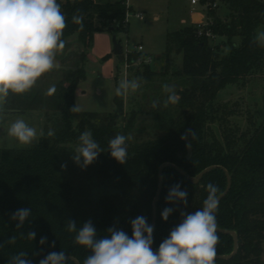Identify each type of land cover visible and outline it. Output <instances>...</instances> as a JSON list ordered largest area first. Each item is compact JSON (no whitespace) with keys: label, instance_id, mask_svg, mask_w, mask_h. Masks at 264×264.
<instances>
[{"label":"trees","instance_id":"16d2710c","mask_svg":"<svg viewBox=\"0 0 264 264\" xmlns=\"http://www.w3.org/2000/svg\"><path fill=\"white\" fill-rule=\"evenodd\" d=\"M228 5L225 20L215 12L211 30L217 37H226L229 51L207 36H198L197 24L180 26L166 33V50L161 60L140 51L120 55L121 63L136 66V78H141L142 93L152 107L132 97L126 109L127 96L115 94V109L110 113L95 111L71 112L76 103V89L86 79V53L97 32L127 33L128 12L133 7L127 0L100 2L97 0H57L66 18L63 30L65 47L63 62L74 60L63 69L65 78L55 83L34 85L26 93H10L5 109L11 113H36L46 117L43 136L28 148H0V264L23 251L32 264H39L50 252L63 251L80 264L90 250L74 243L75 233L66 230V222L74 220L79 228L91 220L98 238L108 235L115 226L132 236L131 221L145 216L152 225L153 201L159 185V168L171 162L188 175L196 176L203 169L215 165L198 183L191 182L176 168L163 170L162 191L157 202V219L153 231V251L166 239L171 230L182 222L180 213L202 208L207 197L206 185L219 188L218 196L231 188L219 202L217 226L237 232V252L229 259L215 258V264H264V119L249 137L239 144L243 135L234 131L212 133L215 122L214 102L219 92L245 77L264 58V48L253 43L259 27H264V0H222ZM82 16V27L73 16ZM76 41L79 50L70 49ZM179 55L181 62L175 57ZM155 60L146 62V57ZM77 57L81 59L78 64ZM76 60V61H75ZM119 82L116 80V87ZM173 86L178 103L165 106L167 93L163 85ZM155 103V106L154 105ZM146 109V110H145ZM128 112V115H127ZM151 121V122H150ZM154 138L129 143L125 164L111 157L108 141L114 135L149 133ZM49 129L55 135L47 136ZM91 131L93 139L104 150L97 159L82 170L71 159L78 137ZM187 138L192 146L188 157ZM66 164V168L61 165ZM180 184L187 191V204L168 203L169 189ZM20 208H31V215L22 229L15 227L11 215ZM165 208L173 212L167 221L161 218ZM35 232V240L26 234ZM24 233L25 235H21ZM219 242L216 255L234 250L231 234L217 231ZM15 237L14 244H8ZM47 237L43 246L39 241ZM55 242L54 247H50ZM68 264H76L68 259Z\"/></svg>","mask_w":264,"mask_h":264},{"label":"clouds","instance_id":"9594fccd","mask_svg":"<svg viewBox=\"0 0 264 264\" xmlns=\"http://www.w3.org/2000/svg\"><path fill=\"white\" fill-rule=\"evenodd\" d=\"M82 16H73V22L82 27ZM66 18L57 0H0V112L10 93L28 92L37 80L52 70L58 51L65 47L63 30ZM253 43L264 48V29H258ZM141 87V78L123 79L115 89L117 96L135 93ZM167 93L165 106L178 103V96L173 86L163 85ZM154 102V105L155 106ZM71 112H79L76 104ZM7 134L21 146H30L37 140V130L29 126L24 119L14 120L7 128ZM40 136L44 133L41 131ZM55 135L49 129L47 136ZM126 137L117 134L108 141L110 155L118 163L125 164L128 158ZM104 150L93 139L91 131H84L78 137L71 159L82 170L91 165ZM67 165H61L66 168ZM207 197L202 208L194 213L181 212L182 222L171 230L157 251H153V226L141 215L131 221L132 236L115 226L107 230L108 235L98 238L91 220L79 228L74 220L66 222V230L75 233L74 243L90 250L83 264H215L217 235L216 212L219 206V188L213 183L206 185ZM187 191L181 190L180 184L172 186L166 196L168 203L187 204ZM172 208H165L161 218L167 221ZM31 215V208L17 209L11 220L15 227L22 229ZM21 235H25L21 233ZM27 239L35 240L36 233L26 234ZM10 237L8 244L15 243ZM40 245L47 243V237H41ZM2 246V245H0ZM50 247L55 246L53 242ZM8 264H32L26 252L13 255ZM39 264H68L63 251L50 252Z\"/></svg>","mask_w":264,"mask_h":264},{"label":"rangeland","instance_id":"374dc122","mask_svg":"<svg viewBox=\"0 0 264 264\" xmlns=\"http://www.w3.org/2000/svg\"><path fill=\"white\" fill-rule=\"evenodd\" d=\"M100 2L114 0H98ZM135 3L136 11L142 13L143 18L135 16V11H131L129 16L128 33L120 32L117 37L122 39L124 47V56L128 52L137 51V46L143 44L145 51L153 56L154 59L161 60L166 50V33L175 30L179 25L186 26L191 22L190 12L192 11L194 24L201 21L214 20L211 12H215L217 17L225 20L228 14V5L222 0H217L218 5H214L215 0H199L200 4L192 5L191 0H130ZM208 6V10L205 6ZM203 14L205 19H203ZM158 16L159 19H155ZM182 20H184L182 22ZM259 29H264L263 26ZM92 46L86 53L87 77L81 81L76 89V103L81 111H95L100 113H110L115 109L114 97L116 89V80L120 82L123 79H135L136 66L121 63V59L114 53L113 33L109 31L97 32L94 35ZM220 46L223 53L229 51V45L226 37H216L214 40ZM78 46L73 41L71 50ZM142 51V52H145ZM63 53L57 52L56 58H63ZM89 57V58H88ZM78 64L81 59L77 57ZM176 62H181V57H175ZM75 60V61H76ZM66 65L75 63L74 60H66ZM155 64V60L150 61ZM65 74L62 69L56 68L42 75L35 85H43L46 82L55 83L64 79ZM142 84L144 81L141 82ZM142 93H151L150 89H141L135 93L127 94L126 109L129 111L132 97H136L141 102L144 101L147 108L149 104L141 98ZM6 102V101H5ZM5 102L0 112V148L3 147H32L39 139V133L47 122L46 117L36 113H11L5 109ZM214 116L215 122L210 124L212 133L219 130L228 133L230 130L235 132V136L243 135L240 145L255 130V128L264 119V58L259 66H255L245 77L236 83L230 84L219 92L215 102ZM146 110V109H145ZM128 115V112H127ZM22 118L25 122L37 130V140L30 146H21L17 141L10 138L7 134V128L10 124ZM151 122V121H150ZM117 135V134H116ZM157 131L149 129V133L130 134L127 138L129 143L154 138ZM115 137V135H114ZM194 210H188L186 214L194 213ZM264 258V254H263Z\"/></svg>","mask_w":264,"mask_h":264},{"label":"water","instance_id":"95a60500","mask_svg":"<svg viewBox=\"0 0 264 264\" xmlns=\"http://www.w3.org/2000/svg\"><path fill=\"white\" fill-rule=\"evenodd\" d=\"M113 44H114V53L116 55H118V56L122 55L123 54V51H124L123 42H122V39H120V38L117 37V33H113ZM75 50H79V46H77L75 48ZM67 67H68V65H66V62H63V59H61V58H55L54 66H53L54 69L59 68V69H62L63 70L65 68H67ZM185 140H186L187 146H188V157H190L191 154H192V146H191L190 141L187 138H185ZM168 166H172V167L176 168L181 174H183L184 176H186L193 183H198L200 181V179L206 173H208L211 169H214V168L217 167L215 165H212V166H209V167L203 169L196 176H190L182 168L178 167L177 165H175V164H173L171 162H165V163H163L160 166V168H159V185H158V190H157L156 196H155L154 201H153V219H152V225H151V226H153V229H155V224H156V219H157V202H158V199H159L160 194H161V191H162L163 170L166 167H168ZM222 169L226 173L228 182H227V187H226L225 191L219 195V202L221 201V199L230 190V188H231V182H232V175L229 173V171L226 168H224V167H222ZM217 231L222 232V233L231 234L233 236V238H234V250H233L232 253L225 254V255H216V258L229 259L238 250V243H239L238 234L234 230L220 228V227H217ZM152 248H153V244H152ZM68 259L73 260L76 264H80V262L75 257L67 256V260Z\"/></svg>","mask_w":264,"mask_h":264},{"label":"built area","instance_id":"2783aa9c","mask_svg":"<svg viewBox=\"0 0 264 264\" xmlns=\"http://www.w3.org/2000/svg\"><path fill=\"white\" fill-rule=\"evenodd\" d=\"M207 2L209 3L210 0H207ZM214 5H218V1L215 0L214 2ZM128 4V3H127ZM191 4L192 5H198L200 4V1L199 0H191ZM205 9L208 10V6L206 5L205 6ZM130 13L131 12H128V19H129V16H130ZM135 16L138 17V18H143V15L142 13H135ZM203 19H205V15L203 14ZM213 24V20H208V19H205V21H201L199 24H197V27H198V36H207L208 38L212 39V40H215L217 35H215L213 33V31L211 30L210 26ZM137 51H144V46L142 44H139L137 46ZM124 52V51H123ZM146 62H150L152 61V58L151 57H146ZM125 64L128 66L129 64L127 62H125Z\"/></svg>","mask_w":264,"mask_h":264},{"label":"crops","instance_id":"0c3cea01","mask_svg":"<svg viewBox=\"0 0 264 264\" xmlns=\"http://www.w3.org/2000/svg\"><path fill=\"white\" fill-rule=\"evenodd\" d=\"M98 1V0H97ZM115 1V0H114ZM127 3H128V5H131L132 7H133V11H135V13H137V11H136V7H135V3H132L130 0H127ZM193 11V10H192ZM192 11L190 12V19H191V23L190 24H192L193 22H192V20H193V14H192ZM155 19H159V17L158 16H155ZM184 20H182V22H183ZM181 25H179L178 27H180ZM177 27V28H178ZM176 28V29H177ZM128 33V32H127ZM143 45V44H142ZM144 51H145V47H144ZM145 53H149L150 54V52H148V51H145ZM89 58V57H88ZM54 69V68H53ZM75 99H76V96H75Z\"/></svg>","mask_w":264,"mask_h":264}]
</instances>
